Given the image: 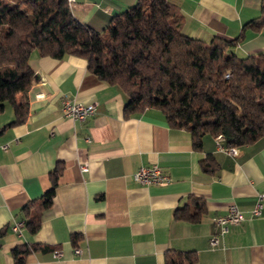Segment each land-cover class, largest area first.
<instances>
[{"label":"crops","instance_id":"1","mask_svg":"<svg viewBox=\"0 0 264 264\" xmlns=\"http://www.w3.org/2000/svg\"><path fill=\"white\" fill-rule=\"evenodd\" d=\"M69 1L73 14L97 31L137 2ZM169 1L184 16L185 34L206 41L242 36L230 50L240 56L264 51V28L247 25L260 15L263 0ZM30 64L36 78L25 121L11 124L10 105L0 112V143L10 144L0 150V264H14L13 249L24 244L40 246L26 264H167L174 251L195 252L196 264H264V203L261 214H253L264 192V135L235 146L236 154L217 136H206L196 148L191 133L170 126L158 110L126 117L125 91L90 72L84 58L34 50ZM65 99L95 102L96 111L75 120L64 114ZM207 158L211 170L202 165ZM154 164L169 182L136 181L140 167ZM59 165L53 203L31 232L25 208L39 205ZM195 198L205 201L201 215L176 218L177 208L197 210ZM231 203L245 218L222 232L213 218ZM19 221L21 233L13 229ZM214 235L219 243L213 246Z\"/></svg>","mask_w":264,"mask_h":264},{"label":"trees","instance_id":"2","mask_svg":"<svg viewBox=\"0 0 264 264\" xmlns=\"http://www.w3.org/2000/svg\"><path fill=\"white\" fill-rule=\"evenodd\" d=\"M183 21L169 0H137L97 31L73 14L69 0H0V112L10 105L11 124L25 121L27 92L36 78L30 57L38 50L56 58H84L90 72L125 91L126 117L158 110L170 126L188 130L196 148L208 135H221L229 147L256 141L264 135V51L240 56L230 49L242 36L206 41L185 34ZM247 25L264 28V0L260 15ZM202 165L211 170L212 159ZM62 169L59 165L51 173L39 205L25 208L31 232L40 228L41 210L53 203ZM194 201L195 212L188 204L177 208L175 217L201 215L205 201ZM39 248L15 247L14 264H26L28 254ZM196 261L193 251L167 256V264Z\"/></svg>","mask_w":264,"mask_h":264},{"label":"built area","instance_id":"3","mask_svg":"<svg viewBox=\"0 0 264 264\" xmlns=\"http://www.w3.org/2000/svg\"><path fill=\"white\" fill-rule=\"evenodd\" d=\"M75 1V0H74ZM226 76H229L227 74ZM63 111L66 116H69L75 120L84 121L89 116L93 115L96 111V103H84L80 101H72L70 99H65L63 102ZM218 142H220L223 137L221 135L217 136ZM10 147L8 142L0 143V150H6ZM224 148V147H223ZM228 151L232 154H236L237 150L235 147H229ZM88 168L87 164L82 166L83 170ZM134 178L136 181L142 184H154V183H167L171 180L170 175L164 170L163 167L154 164L150 166H142L140 167L134 174ZM259 200L256 203L253 214L260 215L262 206L264 203V192L258 194ZM245 218L244 212L239 208L236 203H231L228 206L227 212L221 215H217L213 218L215 224H217L222 232H226L230 226L238 225ZM23 222L19 221L13 226V229L16 232L21 233ZM211 245H217L219 243V237L214 235L210 238ZM76 253H80V249H75ZM55 256L61 255L60 250L54 251Z\"/></svg>","mask_w":264,"mask_h":264},{"label":"rangeland","instance_id":"4","mask_svg":"<svg viewBox=\"0 0 264 264\" xmlns=\"http://www.w3.org/2000/svg\"><path fill=\"white\" fill-rule=\"evenodd\" d=\"M103 30V29H102Z\"/></svg>","mask_w":264,"mask_h":264}]
</instances>
